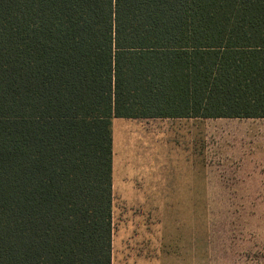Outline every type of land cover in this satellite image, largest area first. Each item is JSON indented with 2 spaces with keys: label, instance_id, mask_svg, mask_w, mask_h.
Listing matches in <instances>:
<instances>
[{
  "label": "trees",
  "instance_id": "trees-1",
  "mask_svg": "<svg viewBox=\"0 0 264 264\" xmlns=\"http://www.w3.org/2000/svg\"><path fill=\"white\" fill-rule=\"evenodd\" d=\"M264 117V0H0V264H110L113 117Z\"/></svg>",
  "mask_w": 264,
  "mask_h": 264
},
{
  "label": "rangeland",
  "instance_id": "rangeland-1",
  "mask_svg": "<svg viewBox=\"0 0 264 264\" xmlns=\"http://www.w3.org/2000/svg\"><path fill=\"white\" fill-rule=\"evenodd\" d=\"M122 122H115L113 131L112 176L116 186L110 208V264H264L261 121L253 123L256 130L242 123L237 135H222L219 150L207 161L220 164L221 176H207L206 197L132 200L118 186L123 177H148L160 182L162 169L157 166L171 157L166 168L179 164H175L178 158H173L170 151L172 145L165 155L149 149L125 152L119 138L125 131L121 125L129 126ZM124 145L127 149V143ZM126 164L131 169H125ZM166 172L177 176L175 171ZM198 185L196 179L189 184L190 190L203 191ZM138 187V192L144 191L143 185Z\"/></svg>",
  "mask_w": 264,
  "mask_h": 264
},
{
  "label": "crops",
  "instance_id": "crops-1",
  "mask_svg": "<svg viewBox=\"0 0 264 264\" xmlns=\"http://www.w3.org/2000/svg\"><path fill=\"white\" fill-rule=\"evenodd\" d=\"M120 121L129 126L124 128L121 125L125 131L123 134L121 133L119 142L123 144L122 149L125 152H127L126 150L149 149L161 150L165 155V151L170 150V145H172L170 151H172L173 158H178L175 164H179L166 168L165 166L171 162V157L168 162H163L164 164L157 166L160 170L162 169L160 182H155L154 178L148 177L142 180L136 176L133 178L123 177L121 183L118 182V186H122V191L127 199L204 198L207 196L205 194L207 176H221L220 164L211 165L207 161L208 158L214 157V151L219 150L218 146L223 134L237 135L238 126L243 125L242 123L256 130L258 127L254 126L253 123L261 121V132L264 139V117H113L111 119L112 189L116 186L112 176L114 171L113 145L115 143L113 131L114 123L119 122L120 125ZM124 143H127V149H125ZM149 145L154 147H148ZM127 167L131 169L129 164L124 166L125 169ZM166 169L175 171L177 176L174 174L168 176ZM190 176L193 177L192 180ZM196 179L200 183L199 188H204L203 191L190 190L189 184L195 183ZM140 184L144 188L142 192H138ZM180 186L181 188H179ZM178 189L181 191L178 192Z\"/></svg>",
  "mask_w": 264,
  "mask_h": 264
}]
</instances>
